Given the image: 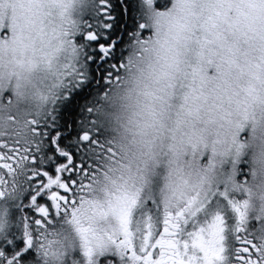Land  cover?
I'll return each mask as SVG.
<instances>
[{
    "label": "snow or ice",
    "instance_id": "snow-or-ice-1",
    "mask_svg": "<svg viewBox=\"0 0 264 264\" xmlns=\"http://www.w3.org/2000/svg\"><path fill=\"white\" fill-rule=\"evenodd\" d=\"M0 264H264V0H0Z\"/></svg>",
    "mask_w": 264,
    "mask_h": 264
},
{
    "label": "clouds",
    "instance_id": "clouds-1",
    "mask_svg": "<svg viewBox=\"0 0 264 264\" xmlns=\"http://www.w3.org/2000/svg\"><path fill=\"white\" fill-rule=\"evenodd\" d=\"M255 211H256V210L253 209V211L250 213V216H251V215H254V214H255Z\"/></svg>",
    "mask_w": 264,
    "mask_h": 264
}]
</instances>
